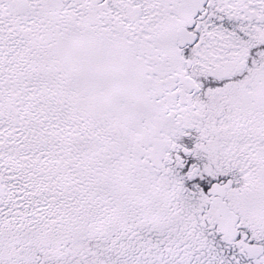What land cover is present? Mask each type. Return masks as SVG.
<instances>
[{
	"label": "snow or ice",
	"instance_id": "6c2138e0",
	"mask_svg": "<svg viewBox=\"0 0 264 264\" xmlns=\"http://www.w3.org/2000/svg\"><path fill=\"white\" fill-rule=\"evenodd\" d=\"M0 264H264V0H0Z\"/></svg>",
	"mask_w": 264,
	"mask_h": 264
}]
</instances>
